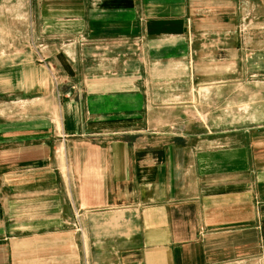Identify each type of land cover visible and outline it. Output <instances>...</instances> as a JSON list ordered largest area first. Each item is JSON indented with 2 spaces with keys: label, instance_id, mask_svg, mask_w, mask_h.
Instances as JSON below:
<instances>
[{
  "label": "crops",
  "instance_id": "1",
  "mask_svg": "<svg viewBox=\"0 0 264 264\" xmlns=\"http://www.w3.org/2000/svg\"><path fill=\"white\" fill-rule=\"evenodd\" d=\"M25 2L61 84L0 65V264H264V125L153 132L159 91L249 83L264 38L238 25L264 0Z\"/></svg>",
  "mask_w": 264,
  "mask_h": 264
},
{
  "label": "rangeland",
  "instance_id": "2",
  "mask_svg": "<svg viewBox=\"0 0 264 264\" xmlns=\"http://www.w3.org/2000/svg\"><path fill=\"white\" fill-rule=\"evenodd\" d=\"M25 4V0H5L4 2L0 0V65L5 66L20 61L17 57L23 54H32L37 62L47 65L50 73H53L51 84L58 89L61 84L59 73L53 65L46 45H40V41L37 40L38 36L33 32L34 21L30 17H23V12L27 9ZM238 31L244 42L247 41L252 32H255L254 38L257 39L258 37L256 41L258 42V40L264 38L262 35L264 33V19L257 18L252 13L247 16L244 15L238 25ZM244 44L246 43H243V52L245 53L251 47ZM262 47L264 45L255 46V49H257L256 55L260 54L259 51H262ZM263 63L264 61L256 60L253 71L250 67L244 68L242 71L240 68V75H249V83L236 84V87L231 89L237 90L236 92L217 91L216 94L214 93L216 98L213 99L194 97L190 93L189 87L183 83L184 85L180 86V93L184 95H181L182 97L177 99L175 104L165 105L163 102L172 100L164 98L168 92L159 91L160 110L157 118L161 130L153 132L159 133L160 139L174 136L182 137L188 134H194L193 138H206V136H203L205 134L211 136L207 139L221 140L217 138L232 136L228 135L229 132H227L232 129L263 126ZM252 74L254 76L250 78ZM230 94H232V97ZM221 95L223 97L220 98ZM168 106H170L169 108L177 107L178 109L174 111H171L173 109L167 110ZM188 106H192V108L188 109ZM233 138H238V136H233Z\"/></svg>",
  "mask_w": 264,
  "mask_h": 264
}]
</instances>
